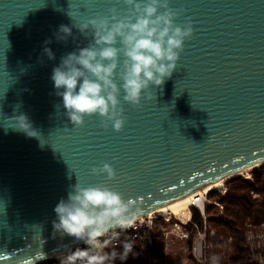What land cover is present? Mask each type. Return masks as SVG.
Masks as SVG:
<instances>
[{"label":"water","instance_id":"obj_1","mask_svg":"<svg viewBox=\"0 0 264 264\" xmlns=\"http://www.w3.org/2000/svg\"><path fill=\"white\" fill-rule=\"evenodd\" d=\"M168 3L183 9L174 23L190 19L193 35L171 78L150 85L151 100L142 92L135 107L121 91L126 122L117 132L97 115L72 126L50 77L91 40L72 24L113 7L123 15V3L0 0V264H33L83 242L52 227L54 207L78 182L139 198L140 216L264 160V0ZM60 25L72 31L64 42L54 35ZM21 114L38 138L13 128ZM102 162L113 179L90 173Z\"/></svg>","mask_w":264,"mask_h":264},{"label":"clouds","instance_id":"obj_2","mask_svg":"<svg viewBox=\"0 0 264 264\" xmlns=\"http://www.w3.org/2000/svg\"><path fill=\"white\" fill-rule=\"evenodd\" d=\"M118 2L126 7L125 14L113 7L109 15L72 24L91 40L86 47L62 56L52 70L50 78L56 95L61 97L64 115L72 126H82L85 116L97 115L101 127L107 129L110 124L119 132L126 122L118 99L121 91L123 101L135 107L140 105L142 92L146 93L145 99L151 100L152 94L147 91L150 85L161 86L171 78L184 40L193 35L190 19L183 26L174 23L183 9L169 7L168 0ZM54 35L58 42H64L72 35L71 27L60 25ZM44 43L50 44L51 40ZM43 52L49 60L55 58L50 48L44 47ZM14 120L15 130L38 138L25 115ZM90 173L115 177L113 167L104 162L100 167L93 166ZM71 188L67 199H60L53 209V233L61 239L74 237L88 248L70 252L62 264H114L117 259L126 260L133 251L131 242H124L119 253L102 252L98 251L104 247L100 238L134 223L141 212L139 198L125 200L120 192L104 184L82 187L78 182Z\"/></svg>","mask_w":264,"mask_h":264},{"label":"built area","instance_id":"obj_3","mask_svg":"<svg viewBox=\"0 0 264 264\" xmlns=\"http://www.w3.org/2000/svg\"><path fill=\"white\" fill-rule=\"evenodd\" d=\"M225 190V189H224ZM224 190L222 191L224 193ZM207 192L195 193L190 203L187 205V210L177 213H168L162 215L159 212H148L136 218L133 224L124 228H117L110 231L100 240L104 242V247L98 251L119 253L122 250L124 242H131L133 244V251L126 260L121 264H173L170 257L164 251L160 253L157 251L154 231L159 226L158 230L164 235L165 240L168 237H173L187 241L190 235V229H196V234L193 237L189 249L194 259L199 264H219L213 251L216 248L214 240L217 235L207 222L206 202L208 201ZM216 203V202H215ZM220 207L222 204L216 203ZM196 212L202 217L201 225L195 219ZM231 238L228 239V241ZM221 241L224 239L221 237ZM244 240L251 255H253L259 264L264 263V223L253 224L248 223L244 232ZM88 248L84 242L75 245L74 247L43 258L42 260L33 264H62L70 252L77 249L85 250ZM229 248L228 242H225L221 255L224 256L225 251Z\"/></svg>","mask_w":264,"mask_h":264},{"label":"trees","instance_id":"obj_4","mask_svg":"<svg viewBox=\"0 0 264 264\" xmlns=\"http://www.w3.org/2000/svg\"><path fill=\"white\" fill-rule=\"evenodd\" d=\"M225 185V193L214 194L222 204V208L207 209V222L217 235L214 240L216 248L213 255L219 264H259L246 246L244 232L248 223H264V164L253 171L251 179L235 177ZM195 219L199 225L202 224L203 219L198 212L195 214ZM196 231L194 228L190 229L187 240L189 246H191ZM153 233L157 251L163 253L164 235L159 232L158 227ZM221 237L224 241L220 240ZM229 238L231 239L228 241ZM225 242H228L229 248L219 259ZM189 258L192 262L190 264H199L190 249ZM121 263L120 261L115 264Z\"/></svg>","mask_w":264,"mask_h":264},{"label":"bare ground","instance_id":"obj_5","mask_svg":"<svg viewBox=\"0 0 264 264\" xmlns=\"http://www.w3.org/2000/svg\"><path fill=\"white\" fill-rule=\"evenodd\" d=\"M262 164H264V160L260 161L258 163H255L251 166H248L244 169H241L239 171H235L232 173H229L225 176H223L222 178L215 180L213 182H210L208 184H206L203 187L198 188L196 191H194L193 193L183 196L179 199H176L174 201L168 202L166 204L161 205L160 207H158L157 209L154 210V212H159L162 215H166L168 213H177L179 214L180 212L186 211L187 210V205L190 203L192 197H194L195 193H199V192H207V191H211V190H221L223 191L225 189V183L228 179H230L233 176L236 175H242L246 178L250 177V170L261 166Z\"/></svg>","mask_w":264,"mask_h":264},{"label":"rangeland","instance_id":"obj_6","mask_svg":"<svg viewBox=\"0 0 264 264\" xmlns=\"http://www.w3.org/2000/svg\"><path fill=\"white\" fill-rule=\"evenodd\" d=\"M261 166L250 170V177L247 179H251L253 171L260 168ZM235 177H244V176L236 175V176L231 177L230 179L235 178ZM244 178H246V177H244ZM230 179H228L226 181V183ZM225 188H226V185H225ZM225 190H224V193H225ZM207 193H208L207 194L208 201L206 202V213H207L208 208H212L214 210L217 208L218 209L222 208L218 204H216V203H220V202L214 194H219V193L223 194V192L221 190H211V191H207ZM158 228H159V226H158ZM164 251L170 257L169 259L173 262V264H190V263H192L189 260L190 259L189 258V244L187 241L177 239V238H173V237H168V239L165 240Z\"/></svg>","mask_w":264,"mask_h":264}]
</instances>
